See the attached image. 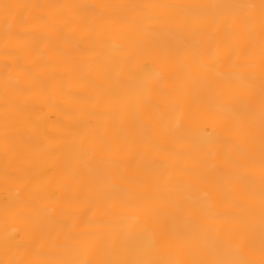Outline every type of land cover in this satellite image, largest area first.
Instances as JSON below:
<instances>
[{
  "label": "bare ground",
  "instance_id": "bare-ground-1",
  "mask_svg": "<svg viewBox=\"0 0 264 264\" xmlns=\"http://www.w3.org/2000/svg\"><path fill=\"white\" fill-rule=\"evenodd\" d=\"M0 264H264V0H0Z\"/></svg>",
  "mask_w": 264,
  "mask_h": 264
}]
</instances>
